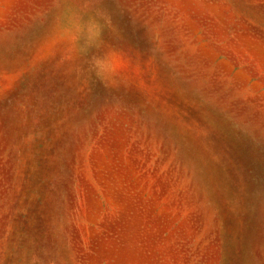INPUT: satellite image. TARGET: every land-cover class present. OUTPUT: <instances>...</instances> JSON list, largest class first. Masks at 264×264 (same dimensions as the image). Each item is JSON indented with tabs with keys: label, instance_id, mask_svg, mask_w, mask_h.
<instances>
[{
	"label": "rangeland",
	"instance_id": "rangeland-1",
	"mask_svg": "<svg viewBox=\"0 0 264 264\" xmlns=\"http://www.w3.org/2000/svg\"><path fill=\"white\" fill-rule=\"evenodd\" d=\"M0 264H264V0H0Z\"/></svg>",
	"mask_w": 264,
	"mask_h": 264
}]
</instances>
